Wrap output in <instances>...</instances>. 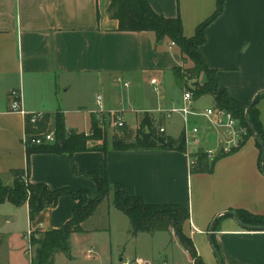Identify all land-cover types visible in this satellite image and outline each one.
Masks as SVG:
<instances>
[{"label":"crops","instance_id":"crops-1","mask_svg":"<svg viewBox=\"0 0 264 264\" xmlns=\"http://www.w3.org/2000/svg\"><path fill=\"white\" fill-rule=\"evenodd\" d=\"M147 1L155 13L165 18L178 17L186 38L195 34L197 26L216 7V0ZM110 2L0 0V174L26 166L24 113H41L42 117L48 114L52 128L54 116L61 114L67 134L89 137L99 94L102 108L122 111L124 126L132 132L146 116L150 123L149 130L145 125L146 133H156L157 125H161L164 135L174 139L182 136V131L179 135L170 132L173 117L165 119L156 111L181 101L182 89L175 84L171 70L183 61L180 48L167 38L156 41L152 32L118 30L117 21L108 14ZM204 35L199 51L207 66L216 71L218 90L226 91L246 108L257 93H264V0H224L222 12L205 28ZM200 78L204 82L202 74ZM152 79L157 82L152 83ZM88 86L92 90L90 97L85 93ZM121 86L127 89L122 92ZM13 89L20 90L24 113L9 109ZM197 99L194 108L209 107H197ZM212 100L211 107H215L213 96ZM255 109L264 131V95L257 100ZM75 115L82 116V124L73 122L71 116ZM192 120L202 128L201 150L214 147L221 130L209 128L202 118ZM102 143L100 139H88L86 146L100 147ZM260 156V145L250 136L215 161L206 157L203 163L207 165L202 163L192 172L185 151L159 147L114 150L107 143L106 150L74 151L71 158L66 153H33L29 181L50 189L84 188L95 194L96 184L85 173H96L147 204L187 207L189 218L183 223V232L204 264H218L208 243V229L213 218L220 215L211 238L222 263L264 264V230L242 228L232 216L221 215L224 211L242 210L264 217ZM74 204L70 196H60L55 207L38 211L32 220L26 204L14 207L26 216V232L30 230L32 234L63 225ZM83 229L70 236L69 245L71 249L75 240L89 241V257L102 243L91 237V230ZM26 232L24 237L29 240ZM157 232H166L175 239L172 231ZM141 233L152 232H139L135 238ZM3 237L0 231V245ZM107 250L110 252L109 247ZM183 250L192 264L190 255ZM121 255L116 264L135 258L155 263L138 254Z\"/></svg>","mask_w":264,"mask_h":264},{"label":"trees","instance_id":"trees-1","mask_svg":"<svg viewBox=\"0 0 264 264\" xmlns=\"http://www.w3.org/2000/svg\"><path fill=\"white\" fill-rule=\"evenodd\" d=\"M223 3L224 0H216V7L212 15L197 26L195 34L190 38H186L183 35L182 24L178 17L165 18L155 13L150 8L147 0H111L108 6V14L111 19L117 21L118 30L120 31L152 32L156 41L167 38L176 44L180 48L181 54H186L193 63L190 68L184 70L179 66L171 69L177 87L183 89L186 85L184 79L199 78L202 74L204 76V82L197 84L196 88L191 90L194 99L206 94L212 95L216 107L230 111L239 120L240 124L247 128V133L244 136L245 141L248 137L252 136V132L245 121L243 108L235 100L230 98L226 91L218 90L216 71L207 66L199 51V46L205 41V28L220 15L223 9ZM184 71L185 73H183ZM263 95L264 93H261L257 96L254 105L248 112V117L251 125L264 143V131L261 128L255 109L257 100ZM49 120L50 117L46 114L32 125L29 120V115L24 116V129L27 136L33 135L34 137H40L41 133H47L51 129H54L55 141L40 145L26 144L25 168L11 169L9 171V174L13 177L12 187L0 186V204L4 202H9L15 206L26 204L29 220H32L38 211L55 207L60 196L68 195L75 201L72 214L63 225L42 232L41 237L35 238V232L30 235L28 240L29 245L35 246L30 264H53V255L57 252H63L69 255L70 236L73 233H82L84 231L82 224L96 213L98 206L111 189L113 190L112 205L127 216L133 235L138 232L172 231L175 233L178 242L190 255L194 264H204L197 254L192 240L183 232V223L189 218V210L187 207L178 204H147L140 197L130 195L122 186L111 185L106 176H99L96 173H85L96 184L97 195L95 197H90L88 190L84 188L77 190L71 188L50 189L45 184L30 182L29 165L30 156L33 153H66L71 158L74 151L106 150L107 147L106 133L100 130L99 124L93 116L91 118L89 137L83 133L70 132L67 134L61 114L54 116L53 128ZM142 123L146 125L148 130L150 129L149 119L146 116ZM120 129L122 138H117L118 136L114 135L113 144L110 146L114 150L159 147L167 150L185 151L182 136L174 139L164 134H156L153 131L146 133L145 130L135 137V142L122 144V141L133 137V132L126 126ZM88 139H100L103 143L100 147H87L86 143ZM220 156H216L214 161ZM205 158L206 156L201 151L196 158L195 169L200 168ZM259 161L261 163V156ZM235 213L244 224L264 226L263 216L253 215L242 210ZM219 218L215 220L213 230ZM211 240L213 246L216 248L213 237Z\"/></svg>","mask_w":264,"mask_h":264},{"label":"rangeland","instance_id":"rangeland-1","mask_svg":"<svg viewBox=\"0 0 264 264\" xmlns=\"http://www.w3.org/2000/svg\"><path fill=\"white\" fill-rule=\"evenodd\" d=\"M182 56L183 61L179 67L183 70L190 68L193 64L191 59L186 54ZM184 81L186 85L182 92L193 90L197 84L203 83L200 77L184 79ZM169 86L166 79V87L168 89ZM117 87H119V84ZM125 89L127 88L122 87L120 91L124 92ZM91 91L88 86L85 93L90 97ZM196 106L200 108L213 106L212 96L210 94L200 96L196 100ZM243 111H245V108H243ZM95 117L100 130L106 133V142L109 146L113 144L114 135H117V138H122L121 129L108 125V117L105 113L97 112ZM172 117V120L169 121L170 132L174 135H179L182 131V121L177 114ZM71 118L73 122L82 124V116L75 115L71 116ZM144 129L145 125L140 121L138 126L133 129V137L127 138L121 143L129 144L135 142V137ZM194 170L195 165H192L191 171L194 172ZM12 179L11 174H0V186L12 187ZM88 195L95 197L97 193L92 194L89 192ZM112 197L113 190L111 189L103 199L96 214L83 224V227L91 230V237L102 243V245L93 249L88 257L87 249L91 248L89 241L81 243L78 242L79 240H75L70 249L71 258L70 255L68 256L63 252H57L53 255V264H116L121 254L123 257H133L138 254L142 259L149 260L148 258H151V260H155L154 264H190L184 256V250L178 242L175 233H173L175 239H172L166 232L157 231L149 235L141 233L135 238L137 234L133 236L127 216L112 205ZM12 210H16V212H12ZM17 210L19 211V208L8 202L0 205V231L4 235L3 242L0 245V264H30L31 256L34 254L35 246H30L28 239L26 236L24 237L27 225L26 216L22 212H17ZM14 218L16 221L12 223L10 220ZM41 233H36L34 237H41ZM108 247L110 252L107 250ZM161 260L165 261L161 262ZM192 264H194L193 260Z\"/></svg>","mask_w":264,"mask_h":264},{"label":"built area","instance_id":"built-area-1","mask_svg":"<svg viewBox=\"0 0 264 264\" xmlns=\"http://www.w3.org/2000/svg\"><path fill=\"white\" fill-rule=\"evenodd\" d=\"M174 44V43H172ZM152 83H156V79L151 80ZM127 86V83H123ZM9 96L12 100L10 103V110L24 113L21 109V93L18 89L10 91ZM195 99L191 90H185L182 92L181 101L179 104H173L167 108H158L156 111L163 114L165 119H170L174 114L180 116L182 121V139L185 147V152L189 157V166H192L196 162V158L202 151L207 158H215L216 156H223L234 149L238 148L244 141V136L247 133V128L242 126L239 120L233 116V114L220 107H208L203 109L194 108ZM97 110L95 113H105L108 117V125L113 128L120 129L125 125V121L122 115V111L111 110L106 111L102 108V96L99 94L96 96ZM29 115V120L34 125L38 120L42 118L41 113H24ZM192 118H202L206 121L208 127L221 130L218 133V142L214 147H206L201 150V138L200 133L202 128ZM165 128L161 125H157L156 134H163ZM55 141L54 129L50 132L41 133L40 137H34L33 135H25L24 142L30 145H40L42 143H53ZM27 237L31 235V231L26 232ZM89 253L91 250L88 251ZM119 264H150L146 261H141L138 258L134 260H123Z\"/></svg>","mask_w":264,"mask_h":264},{"label":"water","instance_id":"water-1","mask_svg":"<svg viewBox=\"0 0 264 264\" xmlns=\"http://www.w3.org/2000/svg\"><path fill=\"white\" fill-rule=\"evenodd\" d=\"M262 92L260 93H257L252 99L251 101L249 102V104L247 105V107L245 108V111H244V118H245V121L246 123L249 125L250 127V130L252 132V136L254 137V139L259 143L260 145V148H261V164H260V168L262 170V172L264 173V143L262 142L261 138L259 137V135L256 133L254 127L251 125L250 121H249V117H248V112L250 110V108L254 105L255 103V100L257 98V96H259V94H261ZM230 215L233 217V219L235 220V222L242 228H246V229H253V230H264V226H252V225H247V224H244L242 223L237 214L233 211H224L221 213V215ZM218 216L220 215H217L216 217L213 218V220L211 221L210 225H209V229H208V243H209V246L211 248V251L212 253L214 254L216 260H217V263L218 264H223L221 259L219 258V255L217 254V251L215 249V247L213 246V243H212V240H211V232L213 230V224L215 222V220L218 218Z\"/></svg>","mask_w":264,"mask_h":264}]
</instances>
